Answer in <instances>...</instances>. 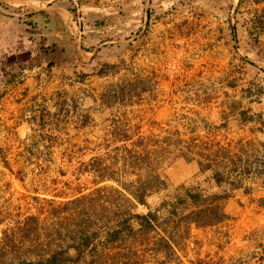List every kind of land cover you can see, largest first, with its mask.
Instances as JSON below:
<instances>
[{
  "label": "rangeland",
  "instance_id": "obj_1",
  "mask_svg": "<svg viewBox=\"0 0 264 264\" xmlns=\"http://www.w3.org/2000/svg\"><path fill=\"white\" fill-rule=\"evenodd\" d=\"M71 1L76 22L89 15L108 19L101 34L108 48L102 59L120 69L99 77L82 67L32 71L10 66L0 76V245L6 243L5 234L22 229L29 236L14 243L29 256L37 247L65 245L78 234L72 221L68 232L66 222L53 217L71 214L80 206L60 208L93 189L83 165L104 152L115 117L128 120L144 137L178 131L185 140L197 138L201 150L205 143L229 145L237 165L236 154L244 146L241 167L264 170V134L258 131L261 123L264 129V32L252 27L254 20L264 23V0ZM115 44L122 46L115 50ZM116 86L125 88L124 98L103 102L102 95ZM242 111L262 118L238 124ZM225 120L228 128H218ZM161 167L168 186L148 198L151 210L181 186L221 193L222 187L194 162L169 158ZM245 175H240L243 188L229 192L225 202L229 219L174 233L167 264H264L263 177ZM99 203L84 205L90 229L115 219ZM30 217L38 223L27 222ZM159 234L152 232L146 246L139 245V237L109 249L102 239L96 245L105 264H158L149 250Z\"/></svg>",
  "mask_w": 264,
  "mask_h": 264
},
{
  "label": "trees",
  "instance_id": "obj_2",
  "mask_svg": "<svg viewBox=\"0 0 264 264\" xmlns=\"http://www.w3.org/2000/svg\"><path fill=\"white\" fill-rule=\"evenodd\" d=\"M55 2L69 11L75 10L71 0H56ZM262 2L263 0H254L255 4ZM34 14L35 12H31L23 18L20 12L0 1V17L6 19L8 23H0V28L9 31L13 29L14 24L26 27L29 30V34L26 35L28 44H38L42 53L51 55L57 53L56 56H52L53 60L47 63L48 69L60 68L76 71L82 67L91 69L99 77L114 76L119 72V65L103 63V51L108 49L107 47L101 46L94 51L96 45L103 41L101 34L109 25L107 24L108 19L99 15H89L83 18L81 27L86 34L81 39L80 46L85 52H94L90 61L85 63L80 57L76 41L62 24L56 23L57 33L49 35L47 32L44 33L43 29L39 30L38 22L32 19ZM257 25L260 26L259 30L264 32V23H257L254 20L253 29H258ZM20 42L22 41L20 40L19 44ZM16 45L17 43L14 47ZM121 46L115 44L114 49ZM11 47L12 45L6 46L3 50L7 60L1 61L4 64L0 65V76L4 75L10 66L19 70L26 68V64L18 62L17 49ZM115 88V91L110 90L102 95L103 102L108 98H114L113 102L118 103L119 97L124 98L125 88L117 86ZM255 117L260 120L262 115L250 116L248 111H242L239 113L237 123L247 125L258 122L254 120ZM259 126L258 131L264 134L262 123ZM218 128L226 130L227 120ZM178 133L176 131L175 134H168L164 137L154 135L144 137L133 131V126L128 120L117 117L112 119L107 131L108 138L104 140V152L91 157L83 165V172L92 178L93 189L85 195L80 193L79 197L68 201L60 208L79 205L80 207L71 214L61 217L60 212H56L53 217L54 222H66L68 232L71 227L69 223L72 221V226L77 228L78 234L68 239L65 245L37 247L31 251L32 255L29 256L22 252L23 250L14 243V240L17 237L29 236L30 233H24L22 229L20 232L12 230L11 235L5 234L6 243L0 245V264H105L102 260L104 257L102 258L96 245L98 240H104L102 244L108 248L120 244L126 238L134 240L139 237V245L146 246L149 242V235L157 231L160 233L159 237L153 241L148 250L152 258L157 259L158 264H167L174 253L171 242L174 233L191 226L208 228L226 222L229 215L225 211V202L231 197L229 192L243 188L241 176L246 177L245 174L261 175L264 183V170L241 167L240 157L245 149L244 146H241L236 154L240 160L237 165L226 148L229 145L216 148L205 143L203 144L204 149L201 150L199 149L200 141L197 138L190 137L185 140ZM260 144L264 146V143ZM169 158H181L189 163H196L200 172L209 173L214 184L222 187L221 193L210 194L201 191L198 187L181 186L172 197L162 200L156 209L151 210L148 198L167 189L168 185L161 163ZM232 173L235 174L233 178ZM110 195L119 197L123 205H115ZM99 200H102V203H99ZM263 201L264 197L261 198V202ZM96 202L101 204V209L107 214H113L115 219L102 223L100 228L97 226L90 229L88 223L85 222L87 216L84 214L86 211L84 205L94 206ZM137 206L145 207L147 212L134 213L132 209ZM84 215L85 218L82 220ZM88 219L91 221L90 217ZM28 221L38 223V218L30 217ZM31 234L39 236V233ZM135 254H137L136 250Z\"/></svg>",
  "mask_w": 264,
  "mask_h": 264
},
{
  "label": "crops",
  "instance_id": "obj_3",
  "mask_svg": "<svg viewBox=\"0 0 264 264\" xmlns=\"http://www.w3.org/2000/svg\"><path fill=\"white\" fill-rule=\"evenodd\" d=\"M0 1L6 4L8 7L20 12L23 18H26L27 14L35 12V14L32 16V19L38 22L39 30L43 29L44 33L47 32L49 35H54L57 33V27H55L56 23L62 24L76 41L77 49L82 60L85 63L90 61L94 52H85L80 46L81 39L86 34V32L83 31L81 27V19L78 18L76 22L74 15L64 6L58 5L57 2H55L56 0H22L21 2L16 3H10L4 0ZM67 17L70 18L69 23H67L65 20ZM0 23L8 24L7 20L2 17H0ZM12 28L13 29H10L9 31L0 28V65L4 64V62L1 61L7 60V56L3 53V50L6 48V46L12 45L11 48L17 49L18 62L26 64V69L36 71L43 67H47V63L53 60L52 56H56L57 53L52 55L42 53L39 50L40 48L38 44H28L29 41L26 35L29 34V30H27L26 27L14 24ZM53 29L56 30L52 31ZM20 40L22 42L19 44ZM16 43L17 45L14 47ZM104 44L105 43L97 44L94 51Z\"/></svg>",
  "mask_w": 264,
  "mask_h": 264
},
{
  "label": "water",
  "instance_id": "obj_4",
  "mask_svg": "<svg viewBox=\"0 0 264 264\" xmlns=\"http://www.w3.org/2000/svg\"><path fill=\"white\" fill-rule=\"evenodd\" d=\"M6 2H10V3H16V2H21L22 0H4Z\"/></svg>",
  "mask_w": 264,
  "mask_h": 264
},
{
  "label": "bare ground",
  "instance_id": "obj_5",
  "mask_svg": "<svg viewBox=\"0 0 264 264\" xmlns=\"http://www.w3.org/2000/svg\"><path fill=\"white\" fill-rule=\"evenodd\" d=\"M25 2V1H24ZM33 2V1H32ZM26 3V2H25ZM34 3V2H33ZM35 4V3H34ZM14 5H16V4H14Z\"/></svg>",
  "mask_w": 264,
  "mask_h": 264
}]
</instances>
